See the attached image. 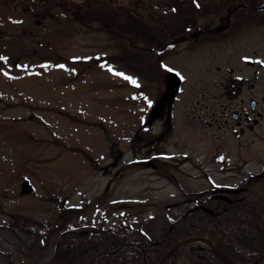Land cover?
<instances>
[{
  "label": "rangeland",
  "instance_id": "rangeland-1",
  "mask_svg": "<svg viewBox=\"0 0 264 264\" xmlns=\"http://www.w3.org/2000/svg\"><path fill=\"white\" fill-rule=\"evenodd\" d=\"M131 1L178 7L179 16L166 11L169 27L186 34L180 28L187 17L201 28L212 5L264 0H73L91 4L97 18L107 6ZM31 2L0 0V237L7 238L0 239V264H30L38 256V241L23 248L32 238L17 231L19 218L54 229L51 245L57 229L128 225L158 238L188 210L219 204L263 173L264 23L254 18L264 21V14L232 19L227 38L199 33L198 42L161 61L154 51H131V36L104 19L84 24L74 19L75 8L56 5L47 15ZM195 3L202 8L190 10ZM133 38L139 42L141 34ZM145 62L159 75L146 73ZM166 72L181 80L168 101L174 82ZM235 77L248 81L238 96L231 94ZM249 99L258 101L262 118L250 112ZM161 101L167 107L158 117ZM242 109L251 122L224 116ZM254 186L248 196L264 197Z\"/></svg>",
  "mask_w": 264,
  "mask_h": 264
},
{
  "label": "trees",
  "instance_id": "trees-1",
  "mask_svg": "<svg viewBox=\"0 0 264 264\" xmlns=\"http://www.w3.org/2000/svg\"><path fill=\"white\" fill-rule=\"evenodd\" d=\"M29 1H33L31 4L34 3L35 8L44 5L47 15L56 5L63 6L65 11L75 8L74 19L84 24L102 22L104 19L109 22L107 26L113 25L117 32L122 33V37L131 36L129 40L133 38L134 31L139 32L140 42L149 48L160 44L164 39L162 27L166 25L169 29L172 24L166 11L172 9L179 16L178 7L163 8L164 5L160 3L153 6L131 1L126 8L107 6L104 11L110 10V13L100 11L104 17L97 18L92 5L86 2L83 6H77L73 0ZM29 7L27 5L25 9ZM101 9L103 7L98 10ZM192 9L195 7L192 6ZM71 18L66 19L70 21ZM171 33L173 35L178 31L171 29ZM115 36L119 37V34ZM142 65L147 69L146 73L159 75V70L150 62ZM165 104H162V112L164 106L167 107ZM245 185L241 191L227 193L219 204L188 210L158 238H150L142 230L128 225L118 226L114 230L93 229L85 232L57 229L54 234L57 240L51 245L54 229L27 218H19L22 222L18 226L20 231H17L32 238V242L23 247L27 250L36 243L34 241H38L39 254L30 264H171L174 248L192 238L209 240L216 250L237 264H264V197L253 200L247 193L251 185L264 189V174L250 179ZM0 239L7 242L3 236ZM176 255V264H228L208 246L200 243L183 245Z\"/></svg>",
  "mask_w": 264,
  "mask_h": 264
},
{
  "label": "flooded vegetation",
  "instance_id": "flooded-vegetation-1",
  "mask_svg": "<svg viewBox=\"0 0 264 264\" xmlns=\"http://www.w3.org/2000/svg\"><path fill=\"white\" fill-rule=\"evenodd\" d=\"M191 5L195 8L201 6V4H197V3ZM208 9H209L207 12L208 15L205 21H201V25H202L201 28L200 26H198L200 24H198L197 22L199 21V19L196 18L193 19L187 17V19H191L190 22H188L185 27L180 28V29H184L187 32L186 34H182V31H180V33L178 32L172 35L171 33L172 28L168 29L166 25L162 27L164 39L160 42V47L158 49L162 55L161 56L162 58H160L161 61L167 57L169 52L175 50L180 45L182 44L184 45L186 43L192 44L193 42H198L200 36L199 33L206 32V35L208 37L209 36L215 37L216 35H218L221 38H227L228 36L226 35V33L231 25L230 23L231 20L236 17L240 18L243 15H248V17L245 18L250 19L253 17V14H264V1L259 4L255 3L254 1H251V2H247L246 4H242V5L240 4V6L238 5L236 6L235 4H232V2L226 1L212 5ZM254 19H256L261 24L264 23V21L258 20L257 17H255ZM179 20H182V16H180ZM202 23L203 24L208 23L210 25L205 26V24L203 25ZM134 33L136 32L134 31ZM134 39L135 38H131V40H129V46L132 51L139 53L149 50V47L145 45V43H142L140 41L137 42V40ZM228 72L231 73L232 71H228ZM236 81L238 83H236ZM246 83H248L247 80L241 77H235L234 81L230 84V87L232 88L231 94L233 96H238L240 94H243V91L245 90V88H247ZM251 86H254V84H252ZM244 101L245 100L242 99L243 103H245ZM252 102L256 104L255 108H252L251 105ZM247 103L249 104V107L251 109L250 112L252 114L257 113L258 119L262 118L263 114L259 111L260 104L258 103V101L249 99ZM250 112L248 113L245 109H242V111L239 114L225 113L224 116L226 117L227 120L230 119L231 117L233 120L238 122H241L242 120L251 122ZM258 119H255V122H258ZM244 134H245L244 131L241 130V134H236V136L237 138H241V136H244Z\"/></svg>",
  "mask_w": 264,
  "mask_h": 264
},
{
  "label": "water",
  "instance_id": "water-1",
  "mask_svg": "<svg viewBox=\"0 0 264 264\" xmlns=\"http://www.w3.org/2000/svg\"><path fill=\"white\" fill-rule=\"evenodd\" d=\"M173 82H174V85H173ZM171 83L173 85L172 87V91L175 90L178 85H179V81L178 79H176V77H172L171 76ZM173 95V93L171 94V96ZM253 106V104H252ZM194 242H201V243H205L207 246H209L216 254H218L220 257H222L228 264H236L235 262H233L232 260L228 259L227 257H225L222 253H220L218 250H216L213 245L210 243V241L204 239V238H194V239H189L181 244H179L175 251H174V255H173V264L176 263V252L178 250V248L184 244H189V243H194Z\"/></svg>",
  "mask_w": 264,
  "mask_h": 264
},
{
  "label": "snow or ice",
  "instance_id": "snow-or-ice-1",
  "mask_svg": "<svg viewBox=\"0 0 264 264\" xmlns=\"http://www.w3.org/2000/svg\"><path fill=\"white\" fill-rule=\"evenodd\" d=\"M0 59H6V57H0ZM162 67H164L165 69L171 71V69H168L167 65H161ZM7 75V73H5ZM116 75H120V76H124V73H116ZM125 79H128L131 83H133L134 85L137 84V81L135 79H133L132 77H127L125 76ZM145 99L147 100V97H145ZM148 103L151 104V100H148Z\"/></svg>",
  "mask_w": 264,
  "mask_h": 264
}]
</instances>
